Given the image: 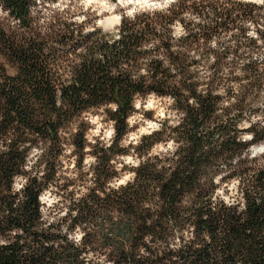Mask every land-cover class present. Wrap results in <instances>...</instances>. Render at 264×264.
<instances>
[{
  "label": "trees",
  "instance_id": "1",
  "mask_svg": "<svg viewBox=\"0 0 264 264\" xmlns=\"http://www.w3.org/2000/svg\"><path fill=\"white\" fill-rule=\"evenodd\" d=\"M41 1L0 0L15 21L0 16V264H264V152L253 154L264 144V4L175 0L125 15L115 31L69 24L47 32L34 16ZM177 22L187 30L179 40ZM196 53L215 61L201 64ZM247 53L246 64L222 62ZM150 94L172 97L180 123L164 119L141 143L120 147L134 100ZM104 106L116 121L112 146L88 144L79 130L72 139L82 158L91 147L95 185L48 223L39 197L56 178L63 133ZM168 141L180 145L170 156L148 155ZM32 148L42 150L36 176L24 169ZM132 148L140 165L117 171L112 161ZM128 171L132 179L110 188ZM18 176L28 182L13 191ZM231 184L237 203L229 205L216 194ZM77 229L79 244L69 240Z\"/></svg>",
  "mask_w": 264,
  "mask_h": 264
},
{
  "label": "rangeland",
  "instance_id": "2",
  "mask_svg": "<svg viewBox=\"0 0 264 264\" xmlns=\"http://www.w3.org/2000/svg\"><path fill=\"white\" fill-rule=\"evenodd\" d=\"M247 1L256 3L253 0H247ZM106 2L110 5H112V4L118 5L119 4V0H106ZM148 2L149 3H163L164 0H148ZM171 4H169V6ZM257 4H259V3H257ZM131 7H132V5H129V8H131ZM157 10H159V9H157ZM126 11H127L126 9H124L123 7H120V6H117L116 8H114L112 10H101L100 8L96 7L95 5L85 7L84 4L82 3V0H43L38 4L34 16H36V18H35L36 24H38L44 31H47V32L48 31L53 32L54 30H60L69 24H72V26H74V27H76L78 25L84 26L88 31L96 29V28H101L104 31H115L120 26L123 17L126 15L125 14ZM139 12H141V11H139ZM139 12H137V13H139ZM260 13H262V15H263V17H261V23H264V10H261ZM0 16L2 17V20L5 24L11 25V26L15 25V21H13V19H11V17L8 15V13L3 11L2 8H0ZM188 16H196V15H192V14L185 15V17H188ZM117 17H119L118 21L116 19ZM189 20L190 19H187L186 21L188 22ZM102 23H105L107 25L104 26ZM179 24L183 26L185 31H187L185 29V26L182 23L179 22ZM244 25L249 28L248 32L254 30L257 33L256 26L252 22H247ZM195 55H196L195 57L201 62V64H212L215 61V55L213 53H211V54L196 53ZM248 56H249L248 53L245 54L244 57H240V58H233V56H231L230 58L224 59L222 62H224L226 64L243 65V64L248 63V61H249L248 58H245ZM250 56H253L254 59L255 58L260 59L262 57V54L259 51V52L253 53ZM150 96H153V94H150V95L143 97V98H138L141 101V108H139V109L136 108V111L134 112V114H137V115L143 114L145 119L153 120V122H155V109L145 111L143 108V104L145 102H147V100ZM154 96H155L156 101L158 102V106L160 108L165 109V119L168 118L167 113L169 111L176 112L173 104L168 105L166 103V100L168 97H160V96H157L155 94H154ZM263 99H264V95H263ZM100 108H104L103 114H101L99 112ZM107 109L108 108L104 106V107L90 109L84 113H91L92 115H104L105 119L102 122L106 124L110 120L109 116L107 114ZM176 114L178 116L177 112H176ZM81 117L82 116L78 117L72 123V125L70 127H68L63 133L65 140H67L66 141L67 142L66 148H71L72 151L70 153H67V154L64 152V154L62 155L64 157V160L60 159V161H59V164L57 167L56 178H55L54 182L51 184L52 188L54 189L53 194L59 197V203L53 204L52 208L49 209V211H48L49 217H53L55 215L53 209H59L61 204H63L65 207H67L68 211H67L66 215L60 216L59 219L66 217L69 213V210L71 209V206H73V204L75 202H78L77 200L73 199V197H75L78 193V186L80 188L86 189L84 194L79 197V199H80L81 197H83L84 195L89 193V189L95 185L94 184V176H95L94 168L90 167L88 172H84L82 170L86 156L92 155L90 153L91 147H89V145H88V147L86 149H90V150L89 151L85 150L84 157L82 158L81 154L77 152V150H76V148L72 142L73 133H75L77 130H79L81 133L85 134L89 130V128L92 127L87 121L82 120ZM244 124H247L249 126L248 121L244 122ZM248 126H246V127H248ZM139 127H140V124L133 125L130 128L129 133L135 132ZM74 128H75V131H73ZM247 136H249V135H247ZM142 137H141V139H142ZM95 139L97 140V142L100 141L98 137H96ZM87 143L91 144L88 141H87ZM161 144H164V143H161ZM129 145H131V144H129ZM255 148L258 150L256 152L257 154L264 152V144L253 147V149H255ZM256 153L253 150V154H256ZM72 158H75L74 161ZM117 162L123 163L122 161H119L118 159H117ZM73 163H74V166H72ZM128 168L130 169L131 167L128 166ZM69 172L75 173L74 179L68 176ZM132 173L133 172L128 171L125 174L131 175ZM89 177L91 178V181H92L91 184L88 183ZM132 178H133V176H132ZM233 185H235V184H233ZM233 185L231 184L228 188H226L227 192H224V195L229 196L230 199L233 198L231 195V193L233 191H235V194L237 195L236 186L233 189ZM44 207H47V205H44ZM54 220H56V219H54Z\"/></svg>",
  "mask_w": 264,
  "mask_h": 264
},
{
  "label": "clouds",
  "instance_id": "3",
  "mask_svg": "<svg viewBox=\"0 0 264 264\" xmlns=\"http://www.w3.org/2000/svg\"><path fill=\"white\" fill-rule=\"evenodd\" d=\"M174 0H164L163 3H149L148 0H119V4H108L106 0H82V3L85 7L93 6L100 8L101 10H112L116 8L117 6L123 7L126 9V15L130 18H134V15L142 10L147 9H159L163 10L166 9L169 4L173 3ZM254 2L259 4H264V0H254ZM129 5H132L131 8H129ZM117 21L119 20V17L116 18ZM187 19L199 22V18L196 16H188ZM174 30L172 31L171 35L175 37L177 40L181 36H186L187 32L184 30L183 26L177 22L176 24L171 26ZM248 36L255 37L256 32L249 31ZM158 43V41L156 42ZM153 44H147L145 45L146 48H152ZM211 47H216V41L213 40L211 42ZM163 59V57H161ZM165 66H167V61H165ZM143 71V70H142ZM136 77H133L135 79ZM166 103L168 105H172L175 103V100L172 97H168L166 100ZM134 108H141V101L139 99L134 100L133 102ZM108 108H110L113 112L118 110V106L116 104H109L107 105ZM143 108L145 111L155 109V122L153 120L145 119L143 114H134L133 116L129 117L126 121V124L129 128H131L133 125L140 124V127L135 132H130L126 138L122 139L120 141V147L127 148L129 144H139L141 143V137L145 135H151L153 132L159 131L162 127L161 121L165 119V109L160 108L158 106V102L155 99V96H150L143 104ZM99 112L101 114L104 113V108H100ZM182 115V114H181ZM168 117V123L171 127H175L180 123V118L177 116L176 112L169 111L167 113ZM82 120L87 121L92 127L89 128V130L85 133V139L86 141L90 142L92 145H95L97 143L96 137L99 138L101 142V146L107 150L112 146L113 143V137L116 135V128L115 124L116 121L109 120L106 124L102 121L105 119L104 115H92L91 113H84L81 117ZM255 119H261V117H256ZM255 119L253 122H255ZM242 127L248 126L247 124L241 125ZM75 131V128L73 129ZM246 139H251L250 136L245 137ZM180 145L175 144L174 142L168 141L164 144H157L155 147L151 149L149 152V156L157 155L160 156L161 159H163L165 156H170L173 152H175L176 148H178ZM90 149H86V151H89ZM72 151L71 148H66L65 153H70ZM42 150L38 148H32L29 156H28V162L24 165V169L27 171H30L33 176L37 175V172L32 171L33 165L36 164L37 160L40 158ZM131 155L126 156H120L117 159L119 161H122L123 163H118L117 160H113L112 163L115 165L116 170L119 171L120 168H122L124 165H128L130 167H138L141 163L140 159L135 158V148L130 149ZM61 160H64V157L62 156L60 158ZM73 161L75 158H72ZM97 163V159L95 156L88 155L86 156L84 160V166L83 171L88 172L90 167H94ZM74 166V163L73 165ZM40 175H43V171L41 170ZM135 174L132 173L131 175L125 174L122 178L114 179L110 182V188L119 189L122 184H126L132 176ZM68 176L71 178H75V173L69 172ZM28 180L25 177L18 176L15 178V183L13 184V191H19L21 188H23L27 184ZM217 183H220V178L217 177L216 180ZM88 183L91 184V178L89 177ZM227 187V186H225ZM235 188V185H233V189ZM54 189L50 185L49 188L40 195L39 199L42 202V204L47 205V207H42L41 212L44 213V219L48 221V223H52L53 219H59L60 216L67 214V207H65L63 204L60 205L59 209H53L55 215L53 217L48 216L49 209L52 208L53 204L59 203V197L53 194ZM86 191L85 188H80L78 186V193L75 197H73L74 200H79V197L84 194ZM218 197L224 200L225 203L232 205L237 203V198L235 191L231 193L232 199L229 198V196L224 195L223 191H220L216 194ZM215 200L216 197H213ZM241 208L243 207V200L242 197L240 198ZM76 213L73 212V216H75ZM67 231V229H65ZM83 233L79 231V229L76 230L75 233L69 234V240H72L79 244L81 236ZM7 243V241L0 240V244ZM143 251V250H141Z\"/></svg>",
  "mask_w": 264,
  "mask_h": 264
},
{
  "label": "water",
  "instance_id": "4",
  "mask_svg": "<svg viewBox=\"0 0 264 264\" xmlns=\"http://www.w3.org/2000/svg\"><path fill=\"white\" fill-rule=\"evenodd\" d=\"M103 24V23H102ZM104 25V24H103ZM105 26V25H104ZM254 151H255V153L258 151L256 148L255 149H253Z\"/></svg>",
  "mask_w": 264,
  "mask_h": 264
},
{
  "label": "bare ground",
  "instance_id": "5",
  "mask_svg": "<svg viewBox=\"0 0 264 264\" xmlns=\"http://www.w3.org/2000/svg\"><path fill=\"white\" fill-rule=\"evenodd\" d=\"M105 26L107 25V24H105V23H103Z\"/></svg>",
  "mask_w": 264,
  "mask_h": 264
}]
</instances>
